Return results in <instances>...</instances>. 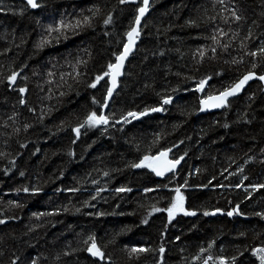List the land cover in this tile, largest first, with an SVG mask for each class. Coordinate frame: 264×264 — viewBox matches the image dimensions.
I'll return each mask as SVG.
<instances>
[{
    "label": "trees",
    "instance_id": "trees-1",
    "mask_svg": "<svg viewBox=\"0 0 264 264\" xmlns=\"http://www.w3.org/2000/svg\"><path fill=\"white\" fill-rule=\"evenodd\" d=\"M36 3L0 0V264H262L264 88L197 111L264 75V0H151L107 123L143 0ZM160 152L175 174L133 167Z\"/></svg>",
    "mask_w": 264,
    "mask_h": 264
},
{
    "label": "snow or ice",
    "instance_id": "snow-or-ice-1",
    "mask_svg": "<svg viewBox=\"0 0 264 264\" xmlns=\"http://www.w3.org/2000/svg\"><path fill=\"white\" fill-rule=\"evenodd\" d=\"M122 2H124V0H122ZM28 3L31 5V7L33 8H36L38 7L39 5L36 3V0H28ZM143 3H144V7H141L139 8V13L140 15L136 18V24L139 25L140 23V19L141 17L145 14V12L147 11L148 9V3H149V0H143ZM237 19H239V17H237ZM111 20V17L108 18V20L105 21V23H109ZM133 33L136 34V36L139 35V31L136 29V28H133L131 32H129L127 35L129 37V45H125V52L124 54L122 55H119L117 56V61L119 62L118 64L116 65H109V69L112 70V69H115L116 70V75H119V69L122 68L123 66V61L127 58V55L128 53L131 51V47L130 45L132 43H134V39H133ZM215 39V38H213ZM213 51H215L213 49ZM260 53H264V46L261 47L260 49ZM251 55L255 56L257 55L256 52H253L251 53ZM109 73H105V75H108ZM253 75L252 73H249L248 75L244 76V78L238 83L235 85L234 88H232L231 90H228V91H225L223 93L220 94L219 97H209L208 99L209 100H218L219 103L213 105L214 107H220V106H223L226 102V99L228 96L230 95H235L236 92L249 80V79H252L253 78ZM260 80L264 81V76H260L258 77ZM12 79L14 80L15 77H12ZM100 79H103V77H97V81H99ZM206 82L205 81H202L200 83V90H203V87H204V84ZM113 86H115V76L113 77ZM91 87H96V84H92ZM21 91H24L23 89H21ZM111 92L112 90L110 89L109 90V96H111ZM165 104L167 103H170V99H165L163 101ZM206 103V102H205ZM162 108H153L151 111H161ZM147 109L145 110L144 113H141V115L143 114H146L147 113ZM129 116H132L133 118H136L137 117V114L136 113H129L128 114ZM125 120H127V117H125ZM88 121L89 122H92V123H99V122H103V123H107V120L104 116H100V117H97L95 113H92L89 117H88ZM77 133H79V128H77L75 130ZM160 157H167V153L166 152H161L160 155L158 157H148V156H145L144 159L139 163V164H136V165H133V167H150L152 168L153 171L156 172V174L158 176L160 175H163L164 174V171H172L174 170L176 164L179 163V160H175V161H168L166 160L165 161V166H164V171H161L159 167L157 166H153L152 163H146L147 161H159ZM22 174V173H21ZM25 191H28L27 189H25ZM119 191H124V189H119ZM177 192V194L179 195V189H176L175 190ZM173 209H177L179 211H184L183 209V197L181 196L180 197V200L178 203H174L172 205L171 208H169L167 211L169 213V217L172 218L174 213H173ZM157 211H159V209H157ZM205 215H209V213L205 212L204 213ZM214 214V213H212ZM229 216H231L233 213L232 212H229L227 213ZM185 215H195L194 212H185ZM146 222V221H145ZM0 223H3V221H0ZM93 249H95V251H93ZM89 251L92 253V255L94 256H99L100 258H103V253L100 252V250L98 248H96V245L93 243L92 247L89 249ZM133 252H143V251H146L145 249H142V248H139V249H132ZM161 252L164 251L163 248L160 249ZM258 251H264V249H260ZM262 259V264H264V257L261 258ZM33 264H35V262H33Z\"/></svg>",
    "mask_w": 264,
    "mask_h": 264
},
{
    "label": "water",
    "instance_id": "water-1",
    "mask_svg": "<svg viewBox=\"0 0 264 264\" xmlns=\"http://www.w3.org/2000/svg\"><path fill=\"white\" fill-rule=\"evenodd\" d=\"M22 1H24L25 3H27L28 6L30 7V9H32V10L35 9V8L31 7V5L28 3V0H22ZM150 1H151V0H149L148 7H149V5H150ZM142 7H144V3H143V5H142ZM139 15H140V13H139V11H138L136 18H137ZM145 16H146V12H145V14L141 17L139 25L136 24V18H135V20H134V22H133V25H132L131 29L129 30V32H131L133 28H136V29L139 31V35L136 36V34L133 33L134 43H132V44L130 45V47H131V51L128 53L127 58L123 61V66H122V68L119 69V75H116V70H115V69L109 70V74H108V77H109L108 90H107V94H106V97H105L104 106H103V108H102L101 116H104V114H105V112H106V110H107V107H108V105H109V103H110V101H111L113 95L115 94V92H116V90H117V88H118V83H119V80H120V79L122 78V76H123V73H124V70H125V67H126V63H127V61H128L129 58L134 54V52H135V50H136V46H137V44H138V38H139V36H140V28H141V25H142V22H143V19H144ZM129 32H128V33H129ZM128 33H127V34H128ZM129 43H130V42H129V37H128V35H126V42H125V45H129ZM125 45H124V48H123L122 52L120 53V55L124 54V52H125ZM118 63H119V62L117 61V58H116V60H115V62L113 63V65H116V64H118ZM248 74H249V73L243 75L239 80H237V81H236L231 87H229L228 89H226V90H224V91H222V92H220V93H218V94H216V95H210V96H207V97L201 99V100L199 101V104H198L197 115L200 116V115H206V114L218 113V112L222 111L223 108L227 105V103H228L230 100L239 97V96L243 93V91L246 90V88L248 87V85H250L251 83H259L262 87H264V81H262V80H260V79L258 78V77H260V76H264V75H260V76H258V75H256V74L252 73V74H254V75H253V78H252V79H249V80H248V81H247V82H246V83H245V84H244V85H243V86H242V87L236 92L235 95H230V96H228L227 99H226V102H225V104H224L223 106H220V107H214V106H213V105L219 103V101H218V100H215V99H213V100H209V99H208L209 97H219L221 93H223V92H225V91H228V90H231L232 88L235 87L236 84H238V83L244 78V76H246V75H248ZM114 76H115V86H113V77H114ZM110 89L112 90V92H111V96H109V90H110ZM205 102H206V103H205ZM160 153H161V152H160ZM160 153H159L158 155H156L155 157H158V156L160 155ZM166 153H167V152H166ZM166 160H168V161H173V160L170 159L168 153H167V157H160L159 161H147L146 163H152L153 166H157V167L160 168L161 171H164V166H165V161H166ZM179 166H180V162H179L178 164H176L174 170H172V171H164V174H163V175H160V176H158V175L156 174V172L153 171L152 168H150V167H137V168H146V169L150 170V171H151L156 177H158V178H164V177H166V176H168V175H170V174H175L176 171H177V169L179 168ZM96 248H97V247H96ZM93 251H95V249H93ZM100 252H101V251H100ZM89 254H90L94 259H96V260L99 261V262H101V261L103 260V258H100L99 256H94V255H92V253H91L90 251H89Z\"/></svg>",
    "mask_w": 264,
    "mask_h": 264
},
{
    "label": "rangeland",
    "instance_id": "rangeland-1",
    "mask_svg": "<svg viewBox=\"0 0 264 264\" xmlns=\"http://www.w3.org/2000/svg\"><path fill=\"white\" fill-rule=\"evenodd\" d=\"M169 176V175H168ZM167 177V176H166ZM180 195H176V197H175V201H174V203H178L179 202V200H180ZM183 209H184V203H183ZM173 213H174V215H173V217L172 218H174L175 216H177V215H180V214H184L185 212L184 211H179V210H177V209H173ZM167 216H168V219H172V218H170L169 217V213L167 212Z\"/></svg>",
    "mask_w": 264,
    "mask_h": 264
},
{
    "label": "bare ground",
    "instance_id": "bare-ground-1",
    "mask_svg": "<svg viewBox=\"0 0 264 264\" xmlns=\"http://www.w3.org/2000/svg\"><path fill=\"white\" fill-rule=\"evenodd\" d=\"M264 88V87H263Z\"/></svg>",
    "mask_w": 264,
    "mask_h": 264
}]
</instances>
